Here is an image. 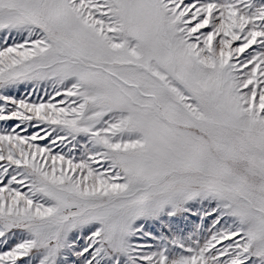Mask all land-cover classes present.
<instances>
[{
  "label": "snow or ice",
  "instance_id": "1",
  "mask_svg": "<svg viewBox=\"0 0 264 264\" xmlns=\"http://www.w3.org/2000/svg\"><path fill=\"white\" fill-rule=\"evenodd\" d=\"M0 264H264V0H0Z\"/></svg>",
  "mask_w": 264,
  "mask_h": 264
}]
</instances>
